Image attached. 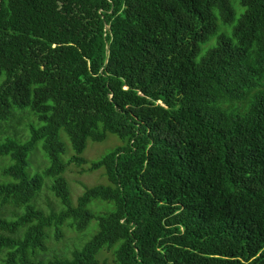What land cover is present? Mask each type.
Returning <instances> with one entry per match:
<instances>
[{
	"label": "trees",
	"instance_id": "1",
	"mask_svg": "<svg viewBox=\"0 0 264 264\" xmlns=\"http://www.w3.org/2000/svg\"><path fill=\"white\" fill-rule=\"evenodd\" d=\"M238 1L0 0V264H264V0ZM108 134L73 204L62 174Z\"/></svg>",
	"mask_w": 264,
	"mask_h": 264
},
{
	"label": "rangeland",
	"instance_id": "2",
	"mask_svg": "<svg viewBox=\"0 0 264 264\" xmlns=\"http://www.w3.org/2000/svg\"><path fill=\"white\" fill-rule=\"evenodd\" d=\"M232 7L235 11V17L238 18L241 13H243V8L240 6V3L238 0H231ZM205 50V47L203 48V51ZM19 137L23 140H26L28 138V129L25 125V122H22L19 126ZM10 132H16L15 129H11ZM62 135V141L65 144V154L62 155V160L67 163L69 158L74 155V151L71 147L69 139L66 137L63 131L60 132ZM123 142L119 140V138L116 135L108 134L106 139L102 142H93L88 141L86 144L85 150L82 152L80 157L84 158L86 160L85 164H82L80 166H77L74 163H71L67 165L66 170L62 174L63 178L67 182L68 192L70 194L72 203L75 204L77 198L83 194V192L96 185H108V182L106 180V177L103 173L102 169L89 171V166L91 163L96 162L100 160L102 157L113 151V149L117 146H121ZM40 146V144L38 145ZM45 156V155H44ZM43 154L37 150L34 154H32L30 158V162L32 165H30L28 171L30 173L33 172V168L44 167L47 165V161L44 159ZM1 163V162H0ZM36 172V171H34ZM49 182H46V186L43 188L42 192L39 194L37 198V204H40V207H42L44 210L48 209L50 206L54 208L55 210H59L61 208L59 202L56 200L55 197H53L50 192L47 189V185ZM102 204L103 206L107 207L108 209L113 208L112 203L108 202H100V201H92L88 208L92 210V208L95 207L96 204ZM100 209H103L102 206H100ZM97 230V224L95 221H92L89 225V227L82 232H78L76 230H68L65 229L66 232L63 230V238L59 243L53 244L52 240L49 245V248L47 249L44 258H51V256L56 253L60 257H70L71 252L75 249H79L85 241H88L92 236L93 233ZM51 234V233H49ZM51 236V235H50ZM117 244L114 245V248H117ZM97 260L99 261V264H108L112 260V254L110 251H100L97 256Z\"/></svg>",
	"mask_w": 264,
	"mask_h": 264
}]
</instances>
